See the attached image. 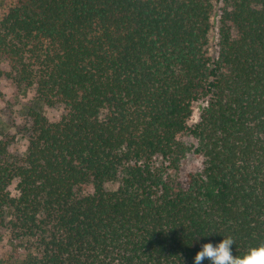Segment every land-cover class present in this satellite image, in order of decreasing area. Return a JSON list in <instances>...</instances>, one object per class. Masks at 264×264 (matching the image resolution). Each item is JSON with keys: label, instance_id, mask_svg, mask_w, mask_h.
I'll return each instance as SVG.
<instances>
[{"label": "trees", "instance_id": "1", "mask_svg": "<svg viewBox=\"0 0 264 264\" xmlns=\"http://www.w3.org/2000/svg\"><path fill=\"white\" fill-rule=\"evenodd\" d=\"M221 3L215 58L214 0L7 8L0 76L32 104L21 155L0 141V264H192L202 243H264V0Z\"/></svg>", "mask_w": 264, "mask_h": 264}, {"label": "rangeland", "instance_id": "2", "mask_svg": "<svg viewBox=\"0 0 264 264\" xmlns=\"http://www.w3.org/2000/svg\"><path fill=\"white\" fill-rule=\"evenodd\" d=\"M15 2L16 0H0V18L6 12L7 8ZM221 7V0H214L212 29L208 45V53L214 58L217 56L218 52V20L221 13ZM0 66L5 73L9 72V69H6L1 61ZM31 104L32 99L29 95L24 96L23 93H16L15 87L11 84L6 75L0 76V141L7 143L9 149L15 155H21L27 141L26 137L28 134L27 130L29 121L25 116L24 107ZM205 104L206 100H199L194 103L192 116L188 122L189 125H193L198 121L201 110ZM62 112L63 110L61 108L54 107L48 109L45 114L49 120H55ZM182 140L187 144L196 145V141L190 136H184ZM161 162L160 159L157 160L158 164H161ZM201 165L202 159L196 154L193 152L187 154L182 160L178 178L182 180L188 172H196L200 170ZM166 172H170V170L167 169ZM0 256L7 258V251L1 249Z\"/></svg>", "mask_w": 264, "mask_h": 264}, {"label": "clouds", "instance_id": "3", "mask_svg": "<svg viewBox=\"0 0 264 264\" xmlns=\"http://www.w3.org/2000/svg\"><path fill=\"white\" fill-rule=\"evenodd\" d=\"M233 244L231 236L217 243H202L192 258V264H264V243L250 247L241 256L233 254Z\"/></svg>", "mask_w": 264, "mask_h": 264}]
</instances>
